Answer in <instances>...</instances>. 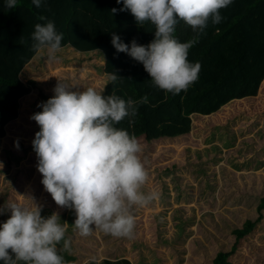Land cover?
I'll use <instances>...</instances> for the list:
<instances>
[{
	"label": "rangeland",
	"instance_id": "374dc122",
	"mask_svg": "<svg viewBox=\"0 0 264 264\" xmlns=\"http://www.w3.org/2000/svg\"><path fill=\"white\" fill-rule=\"evenodd\" d=\"M76 51L61 47L59 59L50 61L41 48L19 74L25 84L35 83L21 101L18 118L0 138V206L10 201L36 203L42 206V216L49 210L64 217L78 264L101 259L111 249L133 264H211L219 250L231 248L232 229L257 216L264 196V80L256 97L233 100L211 115L193 114L192 130L184 137L152 141L138 137L148 172L142 191H157L159 198L143 207L132 206L131 238L105 239L95 228L91 235L81 236L74 230V210L60 208L44 190L32 146L40 129L30 119L42 111L38 105L54 95L57 78L73 90H104L110 76L99 54ZM92 54L96 64L87 60ZM10 215V210L0 215V224ZM263 241L264 219L240 240L230 264H257L264 254Z\"/></svg>",
	"mask_w": 264,
	"mask_h": 264
},
{
	"label": "clouds",
	"instance_id": "9594fccd",
	"mask_svg": "<svg viewBox=\"0 0 264 264\" xmlns=\"http://www.w3.org/2000/svg\"><path fill=\"white\" fill-rule=\"evenodd\" d=\"M119 4L121 0H116ZM37 7L42 0H32ZM119 11H130L138 25L151 22L154 39L141 45L122 42L115 33L111 43L118 52L127 53L141 63L152 84L165 92L187 91L199 78L201 64L188 60L196 39L180 42L174 33L178 21L193 32L203 34L209 21L221 22L220 10L232 0H122ZM8 9L17 0H4ZM116 13L117 9H111ZM40 20L46 17L40 16ZM34 49H45L47 59L57 61L63 33L54 22L37 23L31 34ZM120 76L112 74L115 82ZM57 78L54 95L38 105L42 111L30 119L39 125L32 141L38 158L41 183L55 204L74 210V230L91 235L93 228L117 238H131L135 218L132 206H146L159 198L157 191L145 193L142 187L148 172L141 160L142 146L125 129L115 127L125 117L135 116L134 101L104 96L94 87L76 89ZM16 147H19L18 142ZM10 210V217L0 224V261L3 264H65L57 246L70 251L66 239L67 222L60 223L56 212L42 216V206L10 201L0 206V215ZM95 261V257L91 258ZM85 264H90L86 261Z\"/></svg>",
	"mask_w": 264,
	"mask_h": 264
},
{
	"label": "trees",
	"instance_id": "16d2710c",
	"mask_svg": "<svg viewBox=\"0 0 264 264\" xmlns=\"http://www.w3.org/2000/svg\"><path fill=\"white\" fill-rule=\"evenodd\" d=\"M122 7V0L119 4L116 0H42L39 8L32 0H17V7L8 9L4 0H0V138L18 118L21 101L35 83L30 80L25 84L19 74L38 52L32 47L31 38L35 24L48 21L54 22L58 33H63L61 47L69 45L86 53L95 51L104 62V71L109 76L114 73L120 76L115 82L109 79L101 94L135 102V116L125 117L115 127L127 130L136 138L144 135L146 140L152 141L184 137L192 130L193 114L211 115L233 100L258 94L264 80V0H232L228 7L220 10L221 22L209 21L203 34L193 32L189 25L178 21L175 38L180 42L196 39L189 49L188 60L201 64L198 80L179 94L155 87L141 63L127 53L118 52L112 45L113 33L129 46L133 39L141 45H148L154 39L155 26L151 22L138 25L130 11H119ZM113 8L117 9L116 13L111 12ZM40 16L46 19L40 20ZM93 59L92 54L87 60L96 64ZM12 129L10 125L9 133ZM263 211L264 196L257 205V216L246 219L243 227L232 229L234 243L230 249L219 250L211 264H230L229 258L240 240L264 219ZM48 212L46 216L52 213ZM60 223L64 224V217ZM217 225L221 228V224ZM103 234L105 239L111 236ZM69 235L66 232L70 251H63V241L57 246L65 264L78 260L73 251L74 239ZM115 241L117 244L118 239ZM260 257L257 264H264V254ZM86 261L133 264L125 256L116 257L112 249L101 259H86L81 264Z\"/></svg>",
	"mask_w": 264,
	"mask_h": 264
},
{
	"label": "crops",
	"instance_id": "0c3cea01",
	"mask_svg": "<svg viewBox=\"0 0 264 264\" xmlns=\"http://www.w3.org/2000/svg\"><path fill=\"white\" fill-rule=\"evenodd\" d=\"M108 75V74H107ZM109 77V76H108ZM261 87V86H260ZM254 97H256V96H254ZM247 98V97H246ZM251 98H253V97H251ZM230 103V102H229ZM216 113V112H215Z\"/></svg>",
	"mask_w": 264,
	"mask_h": 264
}]
</instances>
